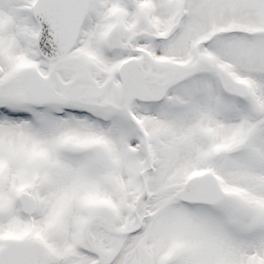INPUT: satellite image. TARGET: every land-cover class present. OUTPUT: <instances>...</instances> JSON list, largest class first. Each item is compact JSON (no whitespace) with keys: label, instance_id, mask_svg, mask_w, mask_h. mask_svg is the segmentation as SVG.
<instances>
[{"label":"snow or ice","instance_id":"obj_1","mask_svg":"<svg viewBox=\"0 0 264 264\" xmlns=\"http://www.w3.org/2000/svg\"><path fill=\"white\" fill-rule=\"evenodd\" d=\"M0 264H264V0H0Z\"/></svg>","mask_w":264,"mask_h":264}]
</instances>
